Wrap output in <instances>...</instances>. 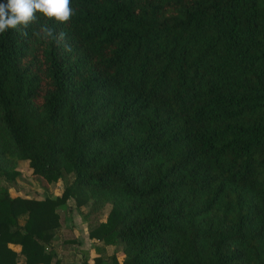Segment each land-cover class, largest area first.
Here are the masks:
<instances>
[{"label":"trees","instance_id":"1","mask_svg":"<svg viewBox=\"0 0 264 264\" xmlns=\"http://www.w3.org/2000/svg\"><path fill=\"white\" fill-rule=\"evenodd\" d=\"M70 7L62 39L0 34V178L64 182L0 186V264H72L49 248L70 197L111 264H264V0Z\"/></svg>","mask_w":264,"mask_h":264},{"label":"rangeland","instance_id":"2","mask_svg":"<svg viewBox=\"0 0 264 264\" xmlns=\"http://www.w3.org/2000/svg\"><path fill=\"white\" fill-rule=\"evenodd\" d=\"M15 169L19 174L12 180L0 178V186H7L11 196L42 199L61 195L64 186L63 180L48 182L44 187L32 179L27 161H18ZM87 209V206L77 207L72 197L67 198L64 204L58 206L60 233L54 236L49 248L58 258L70 261L72 264H82L84 261L87 264H94L95 258L98 256H101L102 264H111L110 256L112 254L116 256L117 260H121L120 249H115L113 245H103L87 237L88 222L83 217ZM108 210L109 206L106 205L91 218L92 222L104 220ZM96 245H101L103 252H97Z\"/></svg>","mask_w":264,"mask_h":264},{"label":"clouds","instance_id":"3","mask_svg":"<svg viewBox=\"0 0 264 264\" xmlns=\"http://www.w3.org/2000/svg\"><path fill=\"white\" fill-rule=\"evenodd\" d=\"M71 0H6L0 3V34L9 29L27 34L28 29L38 19L41 23L33 30L38 39H62L63 33L57 36L50 23L57 25L68 22L73 10Z\"/></svg>","mask_w":264,"mask_h":264},{"label":"crops","instance_id":"4","mask_svg":"<svg viewBox=\"0 0 264 264\" xmlns=\"http://www.w3.org/2000/svg\"><path fill=\"white\" fill-rule=\"evenodd\" d=\"M85 233H86V231H85ZM87 237H89L88 235H87ZM94 252V251H93Z\"/></svg>","mask_w":264,"mask_h":264}]
</instances>
